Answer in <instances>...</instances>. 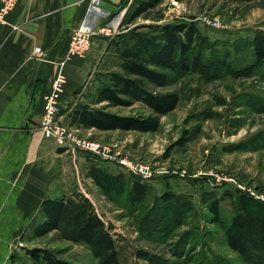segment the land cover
Here are the masks:
<instances>
[{"label": "rangeland", "instance_id": "374dc122", "mask_svg": "<svg viewBox=\"0 0 264 264\" xmlns=\"http://www.w3.org/2000/svg\"><path fill=\"white\" fill-rule=\"evenodd\" d=\"M127 11L128 8L118 35L131 27L157 22H192L220 42H233L264 31V0L166 1L157 10L162 20L141 18L132 26H122ZM204 19L219 27L206 25ZM114 39L108 40L86 86L78 93L77 104L105 107L94 104L99 86L96 77L120 71L116 51L109 46ZM151 90L180 96L177 109L161 118L157 133L90 132L71 126L78 138L108 150L110 158L73 149L83 152L87 162L148 183L145 202L132 207L125 199L113 200L102 194L87 176L90 164L83 162L80 166L77 156L62 162L66 170L61 164L58 167L53 195L81 193L92 200L117 241L121 264H209L218 260L249 264L227 246L225 229L214 222L208 204L226 193L236 195L238 190L264 203V77L224 76L206 81L197 75L174 74L169 86ZM107 111L125 116L151 114L140 102ZM196 131L199 135L192 142L176 146L182 136ZM120 161L137 165L144 174L128 170ZM69 183L74 187L66 190ZM166 193L175 195V199L162 202ZM154 207L159 208V227L145 221ZM233 215L231 200H223L224 224L229 225ZM0 242V252L6 253L3 264H36L27 252L35 248L50 251L70 264H97L86 245L65 241L56 232L35 238L31 227L22 237Z\"/></svg>", "mask_w": 264, "mask_h": 264}, {"label": "trees", "instance_id": "16d2710c", "mask_svg": "<svg viewBox=\"0 0 264 264\" xmlns=\"http://www.w3.org/2000/svg\"><path fill=\"white\" fill-rule=\"evenodd\" d=\"M166 1L183 0H124L128 11L122 26H132L137 20L160 21L158 8ZM119 60L120 71L98 75L99 86L95 94L96 109L91 104H77L68 113L69 126L102 132L157 133L161 118L177 109V93H157L170 85L172 75H197L206 81L224 76L235 78L264 77V31L237 41L212 40L194 23H151L129 28L110 42ZM136 102L144 104L148 116H125L107 111V108H129ZM199 135V131L182 136L176 143L184 147ZM102 194L113 200L125 199L132 207L141 206L148 196L149 185L140 177L112 173L106 168L90 164L87 172ZM175 195L166 193L161 201H173ZM230 199L234 215L229 225L221 218V203ZM154 207L147 223L162 225ZM214 222L225 229L227 246L244 262L264 264V203L248 193L238 190L236 195L226 193L208 204ZM44 220L33 228L35 238L53 232L68 242L86 245L97 264H121L117 241L92 200L75 193L59 198H46L41 205ZM36 264H70L43 249L27 250ZM211 261L209 264H227Z\"/></svg>", "mask_w": 264, "mask_h": 264}, {"label": "crops", "instance_id": "0c3cea01", "mask_svg": "<svg viewBox=\"0 0 264 264\" xmlns=\"http://www.w3.org/2000/svg\"><path fill=\"white\" fill-rule=\"evenodd\" d=\"M123 1L103 0V8L117 17L123 11ZM88 3L19 0L6 23H0V241L22 237L44 220L43 201L59 198L53 195V184L62 162L77 156L80 166L90 164L83 152L60 147L40 129L44 96L52 89L59 63L67 58L71 35L82 24ZM107 45L108 40L94 38L87 56L72 57L64 65L67 83L60 109L67 124L68 113L80 101L79 91ZM36 47L45 51V61L34 56ZM64 165L61 167L66 170ZM73 187L69 183L66 190ZM0 255L3 264L6 253Z\"/></svg>", "mask_w": 264, "mask_h": 264}, {"label": "built area", "instance_id": "2783aa9c", "mask_svg": "<svg viewBox=\"0 0 264 264\" xmlns=\"http://www.w3.org/2000/svg\"><path fill=\"white\" fill-rule=\"evenodd\" d=\"M19 0H0V23H6L8 15L14 10ZM88 8L84 20L80 27L76 29L70 38L67 58L59 63L60 71L57 73L50 93L44 96V115L40 129L43 136L53 139L56 143L67 149H78L89 152L103 158H110L108 150L103 146L87 140L78 138L74 130L65 122L60 109V99L67 80L63 72V67L72 57H85L92 48L94 38L106 40L114 39L119 33V25L126 8L117 16L113 17L103 8V0H88ZM133 0H130L132 2ZM203 23L218 28L207 20ZM34 56L39 61H45L46 53L41 47H36ZM111 159H113L111 157ZM125 168L138 174H144V170L131 162L120 161Z\"/></svg>", "mask_w": 264, "mask_h": 264}]
</instances>
